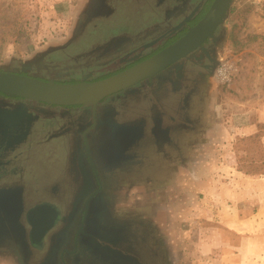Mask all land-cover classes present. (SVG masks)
<instances>
[{"label":"flooded vegetation","instance_id":"af4514ba","mask_svg":"<svg viewBox=\"0 0 264 264\" xmlns=\"http://www.w3.org/2000/svg\"><path fill=\"white\" fill-rule=\"evenodd\" d=\"M213 2L80 0L59 44L0 72L57 84L104 80L181 40ZM225 34L218 26L95 107L0 93V264H169L156 217L163 196L149 185L180 170L184 149L205 135Z\"/></svg>","mask_w":264,"mask_h":264},{"label":"rangeland","instance_id":"374dc122","mask_svg":"<svg viewBox=\"0 0 264 264\" xmlns=\"http://www.w3.org/2000/svg\"><path fill=\"white\" fill-rule=\"evenodd\" d=\"M79 1L0 0V66L31 60L36 52L59 44L69 33ZM226 19L217 70L232 66L233 75L224 83L215 72L209 117H204L209 120L207 131L184 149L180 170L155 179L149 174L155 180L149 190L153 187L163 196L156 217L169 264H264L261 246L250 248L247 243L241 256V235L229 230L233 226L217 217L214 208L215 190L225 187L232 170L264 171V151L248 155V144L242 141L264 134L257 127L264 125V0H233ZM259 144L264 150V136ZM149 157L156 166L162 162ZM251 159L254 163L248 166Z\"/></svg>","mask_w":264,"mask_h":264},{"label":"water","instance_id":"95a60500","mask_svg":"<svg viewBox=\"0 0 264 264\" xmlns=\"http://www.w3.org/2000/svg\"><path fill=\"white\" fill-rule=\"evenodd\" d=\"M231 1L214 0L203 19L181 40L153 58L107 79L91 83L57 84L0 72V93L52 106L95 107L104 98L155 75L189 46L211 37L218 26L225 25Z\"/></svg>","mask_w":264,"mask_h":264},{"label":"crops","instance_id":"0c3cea01","mask_svg":"<svg viewBox=\"0 0 264 264\" xmlns=\"http://www.w3.org/2000/svg\"><path fill=\"white\" fill-rule=\"evenodd\" d=\"M260 122L264 123V117ZM215 197L217 217L241 235V256L245 257L247 243L250 248L261 246L264 256V176L250 177L232 170L225 187L216 188Z\"/></svg>","mask_w":264,"mask_h":264},{"label":"trees","instance_id":"16d2710c","mask_svg":"<svg viewBox=\"0 0 264 264\" xmlns=\"http://www.w3.org/2000/svg\"><path fill=\"white\" fill-rule=\"evenodd\" d=\"M257 127L259 128V130H261L262 131V129H264V125H258L257 124ZM264 136V134H261V133H257V134H255V135H253V136H251V137H248L247 139H244V140H242L244 143H243V145H246L245 144V142H247V148H246V154H251V153H253L254 152V150H255V152H257V154H259V153H261L262 151H264L263 150V147L259 144V140L262 138ZM256 140H258V145H253L252 146V144L256 141ZM252 155V154H251ZM259 156V155H258ZM254 159V158H253ZM253 159H251V160H249V162H248V166H250L251 164H253L254 163V160ZM261 166L262 167H264V161H261ZM248 168V169H247ZM238 171L239 172H241L242 174H244V175H246V176H250V177H252V176H264V171H260L259 169H255V167L253 168V167H246V168H242V167H240L239 169H238Z\"/></svg>","mask_w":264,"mask_h":264},{"label":"built area","instance_id":"2783aa9c","mask_svg":"<svg viewBox=\"0 0 264 264\" xmlns=\"http://www.w3.org/2000/svg\"><path fill=\"white\" fill-rule=\"evenodd\" d=\"M232 70H233L232 66H227V67L222 66L216 71L217 77L220 80H222L224 83H228L233 75Z\"/></svg>","mask_w":264,"mask_h":264}]
</instances>
